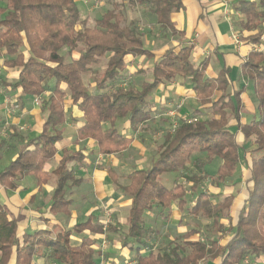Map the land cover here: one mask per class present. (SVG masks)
Wrapping results in <instances>:
<instances>
[{
    "label": "trees",
    "instance_id": "obj_1",
    "mask_svg": "<svg viewBox=\"0 0 264 264\" xmlns=\"http://www.w3.org/2000/svg\"><path fill=\"white\" fill-rule=\"evenodd\" d=\"M127 1L130 5L145 6L163 32L183 39V32L177 31L172 21V16L184 8L182 0ZM232 7L242 17L234 24L246 32L257 31L248 40L259 42L264 0H234ZM127 9L126 4L114 5L90 27L86 19H81L75 0H5V6L0 7L1 66L18 70L10 90H20L19 100L42 98L41 105L47 110L41 131L26 140L23 149L0 170V187L15 191L28 176H33L40 187L51 173L56 180L47 211L50 215L67 214L72 203L66 197L67 191L82 182L74 177V169L83 164L84 149L66 154L53 170L44 171V166L55 158L56 144L62 139L60 129L68 116L65 106L75 108L82 118L72 144L92 141L95 149L91 154L103 158L117 155L133 142L132 137L121 133L117 123H126L134 133L140 131L152 120L149 96L158 87L181 78L188 81L200 107L185 118L178 117L174 130L164 131L148 168L132 169L121 175L128 185H114L130 198L122 245L135 253L136 264H242L245 259L264 260V54L249 52L239 67L240 75L252 86L257 114L251 122L242 124L241 91L233 90L230 69L224 67L214 78L208 77L207 60L193 65L192 47L183 42L155 57L143 46L138 21L119 26ZM127 58L152 62L151 80L143 82L138 90L116 86L125 81ZM101 60V74L98 80L94 78V89L90 91L83 76H94ZM20 135L16 137L23 141ZM10 137H14L13 133ZM197 154L220 161L216 169L218 179L231 176L241 161L247 167L246 196L234 220L230 217L234 197L214 201L215 197L202 188L207 179L204 161L192 160L197 173L189 171L188 163ZM164 174H178L170 188L159 181ZM188 194L194 199L185 210L193 217L202 215L211 221L214 229L207 232L216 239L206 237L201 242L195 237L200 231L194 229L167 249L147 250L144 215L171 205L183 210ZM222 219L227 222L225 226ZM103 234L100 219L89 216L70 229L36 230L19 236L16 219L9 216L0 202V264H38L46 253L53 264H99L94 247ZM226 234L230 237L226 238ZM74 236L80 238L78 243H73ZM40 248L44 250L42 257L38 253Z\"/></svg>",
    "mask_w": 264,
    "mask_h": 264
},
{
    "label": "crops",
    "instance_id": "obj_2",
    "mask_svg": "<svg viewBox=\"0 0 264 264\" xmlns=\"http://www.w3.org/2000/svg\"><path fill=\"white\" fill-rule=\"evenodd\" d=\"M233 1L234 0H182L184 8L182 11L172 16V21L174 22L176 30L183 32L184 35L183 39L177 37L173 38L168 43V45H166L161 51H152L150 50L149 47H147V49L150 50L155 55V57H158L160 54L163 53L165 49L177 47L179 46L180 42H183L191 45L192 47L190 54V61L193 65H198L204 59L207 60V67L205 74L208 77L214 78L222 68L224 67L229 68L230 69L229 78L233 90L241 91L240 94V101L242 103L241 105L242 108L240 110L241 123L247 124L257 116L255 110L256 99L253 95L252 86L250 82H248V80L245 77L240 75L239 67L240 64L245 60L249 52L251 51L261 52L264 54V22L261 25L262 34L259 38V42L257 43L250 42L248 40V37L256 34L257 31L246 32L241 30L239 28V25L234 24L236 21H239L242 17L241 15L233 11V7H232ZM234 37H236V39ZM132 60L133 59H128V58L126 60L127 71L132 66L131 65ZM263 67H264V63H263ZM3 68L4 67L1 66V61H0V70H2ZM3 72L4 73H1L0 75V81L3 84H0V86L2 87V85H4L6 87V90H3V92H1L0 90V125H1L0 160L9 157L10 161H12L16 157L17 153L23 149L22 147L26 142V140L35 137L41 131L42 125L47 116V110L44 109L43 107L40 108L39 105H35L34 99L25 98L19 100L20 90L18 89L14 91L10 90L9 85L14 83L18 77L17 69L4 68ZM186 81L185 84H183L184 85L183 88L181 89L180 87H176V85L173 84L176 82L166 83L165 85L158 87L149 96V98L155 96L154 97L155 101L158 103L156 104L155 107L161 109L163 108L164 110L165 108L167 109L173 108L174 106L177 108L176 105L178 104L177 103L178 98L185 97L184 98L185 100L183 101L184 102L183 107L181 108L179 114L180 116L182 115V117L184 115L189 116L191 113L188 114V111L186 110L187 107L185 106V101L188 99L195 100L196 105L195 107H193L194 111L199 109L200 105L196 101V98L193 95V93L191 92L188 81L187 82ZM45 96H47V94H45ZM149 98H148L149 109L152 110L150 106ZM7 100L8 101L13 100L16 102L15 107L11 105L12 110L10 111V114L7 113V109H8L7 108L8 103H6ZM17 100H19L18 103ZM29 100L32 101L31 105H28ZM66 108H68V113L66 112L68 116H67V121H65L66 123L64 124L63 127L66 133H62V139L63 137L66 139L63 142V144L60 142L56 144V149H57L56 156L52 160L53 162L50 161L51 163H53V166L51 167V165L47 163L44 166V171L46 172L53 170L58 165V163L63 158V156H65L66 154L81 150L79 149V146H74L72 144V142L75 139L76 128L82 125L81 115L78 113V111L75 108L70 107L68 104L64 108L65 111ZM150 112L152 115V111ZM244 112L251 115L250 119H246L245 114H243ZM122 127L124 129L129 130L128 125L126 123H124ZM21 128H23V130H20ZM129 131H130V135H126V136L133 138V135L131 136L132 134L131 130ZM12 133L14 137H10ZM17 134L18 135L21 134L20 136L24 140L22 141L19 137H16ZM236 137L237 140L240 141L239 135H237ZM90 142H91L90 144L91 149L88 151V153H85V151H83L86 157L83 161V164L82 165L80 164V166L82 167L84 166V168L81 170L77 169V171L79 172L77 173L76 178L82 179V182L77 189L80 191V189L83 186V183L89 182L91 186L92 184L94 185L95 192L98 193L101 191L103 192L102 193L103 198L104 199L107 198L109 200L108 201L109 205L110 206L113 205V208L114 210H116V212H117V208H119L120 210L125 209L124 212L122 211L123 215H121L120 217H116L115 227L113 226L109 227L107 232H105L102 237L99 238L97 237L99 239V244L94 247L95 260L98 263L100 261L99 260L100 255L104 253V250L103 249L101 250L100 243L102 238L105 237L106 240L108 238L111 244L110 248H108L107 250L108 255L112 257V258H108L107 261L108 264H136L134 260L135 253L133 252L134 255L131 254L132 251H130L128 248L122 245V236L127 228L126 216L128 209L130 207V198L127 197L126 194L114 188L113 176H111L108 172V170H112V169L103 171V170L93 169V167H91L92 160H95L100 156H95L94 154L90 153L95 149L92 141ZM7 143L9 145H6V148L9 150H6V148L2 146ZM135 144L137 143L133 141L131 147L135 146ZM138 149L139 150L137 153H139L141 158L139 160H136V164L138 167L136 170L146 169L150 166V165L147 166L146 164V160H147L145 157L146 152L143 151L141 147ZM113 157L114 156L108 157L109 159L110 158L113 159V160L111 159L112 167L114 165L117 166L119 164L117 159ZM242 164H244V162H242ZM77 166H79V164ZM89 168L93 170L91 171ZM245 168L248 173V169L246 166ZM85 169H89L91 172H88ZM117 169H119L118 171H120L119 172L120 177L124 173L130 171L128 170L127 172L126 171L123 172L120 170L119 167ZM110 173L112 174L113 171H110ZM163 181L164 183L168 182L165 179V177L163 178ZM125 182L126 185H128V182L126 180ZM19 183H18V188L15 191L9 192L8 194L5 192L3 188L0 187V202L2 203V205L4 204L3 206H5L6 208L5 210L9 213L10 217L16 219L19 226V236L25 233L26 227H31L34 231L47 229L45 225L48 222L52 223V226L54 228L63 227L62 223H57L54 218L51 219V215L47 211L48 203L46 204V207H44L45 206L44 204L48 198L45 200V197H40L39 195L43 188L46 189L47 191H50L51 188L47 187L45 184L38 187L35 183L36 187L28 191L29 188L28 189H25L24 187L22 188L21 186H19ZM103 185H105V187ZM121 195H125V199H123L124 202L122 200H121L122 202L117 201ZM229 195L231 194H224V196H221V198ZM214 197H215L214 199L216 198L221 199L220 197L217 196ZM244 199L245 197L242 199V202ZM188 203L190 202L189 201L187 202V206ZM109 205H106V207H109ZM28 208H31V210ZM184 209L183 211L187 212ZM232 209L230 211L231 218H233ZM175 210L179 211V209L176 206L171 205L169 208L166 209L155 208L153 211H151V213H155V215H159V214L166 215L165 212L171 213L172 211L175 212ZM146 214H148V212ZM99 215L90 214L87 215L86 217L88 218L89 216H91L94 218L101 219L102 217L100 218ZM235 217L233 218V220L235 219ZM173 218L174 217L172 216V219ZM222 222L224 226L227 224L226 220ZM174 223L170 221L166 225H168V228L171 229L177 225V221L175 220ZM118 225H121V229H119L120 226L118 227ZM71 227H68V229H70ZM185 232L186 235L189 233L186 229ZM228 235L229 234H226V238L230 237ZM209 237H211L212 239H216L215 236L210 235ZM40 259L37 261V263L43 264ZM247 261H248L247 263L249 264H264V260H260V259L257 262H252L249 261L248 259ZM213 263L214 261H207V264H213ZM49 264H53V263H49Z\"/></svg>",
    "mask_w": 264,
    "mask_h": 264
},
{
    "label": "rangeland",
    "instance_id": "obj_3",
    "mask_svg": "<svg viewBox=\"0 0 264 264\" xmlns=\"http://www.w3.org/2000/svg\"><path fill=\"white\" fill-rule=\"evenodd\" d=\"M75 2L77 4L78 9L80 10L81 19L82 20L86 19L87 20V26H90V27L94 24L95 20L99 19L104 14L105 11L111 10L114 5L121 6V4H122L123 6H125V4H126L128 9H127L126 14L124 12V16L119 19V26L121 28H123L131 20L138 21V27H139V32L141 34L143 46L145 48L149 47L150 50H152V51H161L166 45H168V43L173 38H176V37H173L168 32H163L155 24V17L152 14H150L149 12H147V9L145 6L130 5L127 0H75ZM4 6H5V0H0V7H4ZM124 10H125V8H124ZM76 56L77 55L74 54L72 58L75 59ZM103 62H104V60H101L99 65H97L95 67L94 76H93V74L83 76V82H84L85 86H87V88L90 91H93V89H94L93 88L94 87V83H93L94 78L101 74ZM131 63H132L131 64L132 66L128 69V71L125 74L124 83L116 85L118 88H119V86H122L124 88L132 87L133 89L138 90V89H140V86L143 82H148L151 80V72H150V69L152 67L151 61L143 59V58L142 59L141 58H134ZM4 68H6V67H4ZM3 69L0 70V75H1V73H4ZM2 76H3V74H2ZM98 79H99V77L96 78V80H98ZM183 80L180 78V79H178L177 82L175 81L176 83H173V84L176 85V87H180V89H181V88H183V86H184L183 84H185V81H186V80H184V81ZM0 84H2L1 81H0ZM0 90H1V92H3L4 89H2V87H1ZM45 97H47V96H45ZM154 97L155 96L149 98L150 106L152 108V110L149 109V111H152V120L149 121L145 127H142V129L140 131H138L137 133H134L131 131L132 132L131 136L133 135V141H135L137 144H135V146H132V147L130 146L125 151L118 154V156L112 155V156H114L113 158L117 159L119 164L117 166L114 165L112 167L111 164H112L113 159L112 158L109 159L108 157H110V156H107L104 158L102 156H100L97 159L92 160V162H91V167H93V169L103 170V171H107L108 169H112L110 171H113V177H115V179L113 178V184L115 186H125L126 185L125 180L121 179L120 173H119L120 171H118L119 169H117V168L119 167L120 170L123 172H125V171L127 172L128 170H131V169H137L138 167L136 164V160H139L141 158L139 153H137L139 150L138 148H140V147L143 149V151L146 152L145 157L147 159L146 160L147 166L150 165L151 161L153 160V158L156 154V149L162 143V136H163L164 131L171 129L172 123L177 121L176 118H173V117H177V118L182 117V115L180 116L179 113H180L181 108L183 107V103H184L183 101L185 100L184 99L185 97H179L178 98V100H177L178 104L176 105L177 108L174 106L173 108H168V109L165 108L164 110H163V108L161 109V108L155 107L156 104H158V103L155 101ZM37 98H40V97H37ZM40 100H41V103H39L38 105L41 108V107H43L41 105L42 104V98H40ZM11 102H12V105L15 107L16 102L13 100ZM31 103H32V101L29 100L28 105H31ZM195 105H196V103H195V100H193V99H188L185 101V106L187 107L186 110L188 111V114L192 113L194 111L193 107H195ZM66 112L68 113V108H66ZM172 112L174 113V115H170V113H172ZM243 114H245L246 119H250L251 115H249L248 113H245V112ZM207 115L208 114H206V116ZM187 116L188 115H184L182 118H185ZM122 125H124V122H122V121L121 122L119 121L117 123V127L119 128L121 133L124 135H130V131L128 129H124L122 127ZM0 127H1V125H0ZM63 127H64V125L61 127L62 129H60V130L62 131V133H66V131H64ZM20 130H23V128H21ZM26 134H27V132H26ZM65 139L66 138L63 137V139L60 141V143L63 144ZM90 144H91L90 141H81L78 144H76V145L73 144V145L79 146V149H84L85 153H88V151L91 149ZM6 145H9V144L7 143V144H4L2 146H4V148H6ZM247 145H248V143H247ZM9 148H10V146H9ZM6 150H9V149L6 148ZM196 158H198V159L200 158L205 163V166L203 167V172L207 175V179L202 182V188L206 189L213 196H217L220 198H221V196H224V194H231L234 197V205L232 207L233 209L231 208L233 218H234L236 213L238 212L239 208L241 207L242 199L246 196L245 195L246 194V187H245L246 183H245V181L248 178V173L246 171L245 164H242V162H241L236 167L235 171L232 173L231 176H227L223 179H218L216 176V169L220 164V161L218 159H216V158L207 159L205 157V155H200V154L193 155L191 157L189 163H188V168H189V171L194 173V174L197 172L193 168V166L191 165L190 162ZM9 161H10L9 157L0 160V170L4 166H6L9 163ZM48 164H50L51 167L53 166V163H51V162H48ZM79 166H76L74 169L75 170V172H74L75 178L77 177L76 175L79 172V171H77V169L81 170L84 168V166L83 167L82 166L79 167ZM145 167H146V165H145ZM89 169H85V170H87L88 172H91L93 170V169L92 170L90 169L91 170L90 171ZM48 172H50V171H48ZM109 174L111 175V173H109ZM164 177L168 181L167 182L168 184L164 183V181H163ZM176 178H178V174H164V175L159 177V181L165 187L168 188L171 186V182H173V180H175ZM55 180H56L55 176L53 174L49 173V178H48V181L45 183V185L47 187H50L51 190L47 191L46 189L43 188L39 194L40 197H45V200L48 198L44 204L45 205L44 207H46V204L47 203L49 204V202H50L51 195H52L53 190L55 188ZM89 185H90L89 182H87V183L84 182L80 191L77 189L78 187L68 189L66 197H67V199L72 200L71 208L69 209L67 214L59 213V214L51 215V219L54 218L57 223H62L63 227L68 229V227L73 226L74 223L76 224V223H80V222L85 221L87 218L86 216L90 215V214H94V215L100 214L99 216H100V218L102 217L100 219L102 222L103 221V210L108 209L112 215L111 216L112 224L110 225V227L111 226L115 227L116 217H120L121 215H123V212L125 209L120 210L119 208H117V212H116V210H114V208H113V205L112 206L109 205V203H108L109 200L107 198H105V199L103 198V196H102L103 192L102 191L99 193L95 192L94 191L95 190L94 185L92 184V186L90 185V187H89ZM19 186H21L22 188L24 187L25 189L29 188L28 191H30V189H33L34 187H36L35 186V180H34L33 176H29V177L25 178L24 180H22L19 183ZM103 186L105 187V185H103ZM5 192L8 194L11 191L5 190ZM23 192H25V191H23ZM46 196H48V197H46ZM123 199H125V195H121L117 201H119V202L123 201L124 202ZM186 199L189 202H191L194 199V196L191 194H188ZM216 200H217V198L214 199V201H216ZM106 205H109V207H106ZM188 205H191V203L190 204L188 203ZM186 206H187V204H186ZM4 208H5V206H4ZM28 209L31 210V208H28ZM149 212L144 217V227L147 230V232H146L147 234L145 235L146 236V243H147V250H152L153 252H156V251L161 250L163 248L167 249L173 243H180L182 241V239L186 236L185 229L188 232H190L191 230H194V229H198L200 232L195 237L200 239V241H202V242H204L206 237L210 236V235H208L207 230L211 231L214 229L212 226V222L205 219L202 215H197V216L193 217L183 210H179V211L175 210V212L172 211L171 213L165 212L166 215H161V214L155 215V213H151V211H149ZM172 216L174 217L173 219H172ZM175 220L177 221L178 226L176 225L173 228L169 229L168 225H166V224L170 221H172L174 223ZM224 220L225 219H222L221 223H223L222 221H224ZM45 226H46L47 230H49V231L53 230V232H56V230H57V228H54L52 226V223H50V222L46 223ZM118 227H119V229H121V225H118ZM33 232H34V230L31 227L25 228V233H33ZM228 236H230V234ZM73 240H72L73 243H78L79 237L74 236ZM110 246H111L110 241L107 238L106 246H105L106 249L103 248L104 253L102 255H100V257H99L100 261H101V258L103 259L104 264H108L107 263L108 258H112L108 255V252H107V250H108V248H110ZM187 252H188V250H187ZM38 253L42 257V255L44 254V250L40 248ZM131 254L134 255L133 252ZM45 255H47V253L44 254V256L40 260L43 264H49L50 263L49 257L48 256L46 257ZM247 262H248L247 259H245L242 264H249ZM205 263L207 264V261H198L197 262V264H205Z\"/></svg>",
    "mask_w": 264,
    "mask_h": 264
},
{
    "label": "built area",
    "instance_id": "obj_4",
    "mask_svg": "<svg viewBox=\"0 0 264 264\" xmlns=\"http://www.w3.org/2000/svg\"><path fill=\"white\" fill-rule=\"evenodd\" d=\"M234 38L236 39V37H234ZM6 103H8V105H7V108H8L7 109V113L10 114V111L12 110V107H11L12 103H11V101H8V100L6 101ZM39 103H41L40 98H34V104L38 105ZM170 115H174V113L172 112V113H170ZM173 118H176V120H177V117H173ZM176 126H177V121L172 123L171 130H174L176 128ZM111 216L112 215H111V213H110V211L108 209H104L103 210V221L101 223H102V228H103L104 233L107 232V230L109 229L110 225L112 224ZM105 246H106V238L103 237L102 240H101V243H100L101 250L103 248H105ZM99 264H104V261H103L102 258H101V261H99Z\"/></svg>",
    "mask_w": 264,
    "mask_h": 264
}]
</instances>
